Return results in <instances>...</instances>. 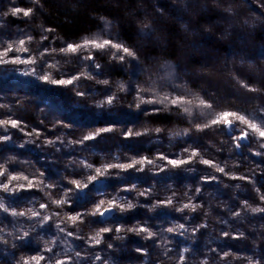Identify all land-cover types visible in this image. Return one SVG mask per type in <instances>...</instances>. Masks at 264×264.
Returning <instances> with one entry per match:
<instances>
[{"label":"trees","instance_id":"obj_1","mask_svg":"<svg viewBox=\"0 0 264 264\" xmlns=\"http://www.w3.org/2000/svg\"><path fill=\"white\" fill-rule=\"evenodd\" d=\"M13 7L33 8V13L29 17L22 13L13 17ZM5 12L9 15H3ZM105 21L110 25L105 36L133 48L138 59L128 58L120 63L110 59L108 53H94L95 62L101 65L97 69L92 61L55 53L46 55L48 64L60 61L59 72L46 69L55 78H60L61 72L69 76L91 74L78 81V89L53 86L23 75L38 65H0V105H5L0 108V119L11 117L23 122V131L0 127V136L10 138L0 140V164L12 174L40 178V173H44V184H59L43 191L37 187L15 193L0 191L6 207L41 213L39 217H31V213L13 217L0 210V264H18L21 257L38 252L56 259L70 256L68 264H181L179 256L184 249L188 251L184 252L182 264H249V258L253 264H264V212L251 211L253 207L264 208L260 200L264 194V148L260 144L264 141H257L255 136L234 141L240 131L229 132L222 125L204 131L195 128V123L206 122L215 111L225 108L264 116L259 112L264 106V0H0V40L32 36L30 54L38 61V54L45 48L50 52L51 48L58 50L66 43L91 37L104 29ZM43 36L48 39L42 40ZM161 62L172 66L173 85L158 76L164 65ZM104 80L109 84H103ZM240 81L261 91H248ZM120 84L125 90H120ZM138 87H154L157 93H165L166 88L172 93L175 88L176 93H187L189 97H210L215 111L195 120L175 108L149 115L145 110L161 106L144 104L137 108ZM76 91L86 95L78 96ZM113 94L117 99L112 105L97 107ZM149 95L145 93V99ZM105 127L114 131L84 144L68 143ZM145 128L149 129L145 135H124L128 129L142 132ZM155 128L162 131L156 133ZM185 129L187 135L183 134ZM33 130L40 133L39 137L27 135ZM49 140L54 143L48 144ZM185 148L195 149L200 155L177 168L157 158L163 154L168 159H186L190 153L184 152ZM141 157L152 159L154 164L144 165L143 171L112 169L114 175L98 178L79 196L73 195L70 204L62 209L50 204L47 193L60 198L63 188H74L70 180L86 182L88 172L95 174L94 169L86 171L81 161L95 168ZM201 157L223 167L227 175L200 163ZM213 176L216 179H205ZM0 180L6 182V176ZM17 183L27 182L14 181L13 186ZM132 185H136L135 189L122 190L131 189ZM145 190V196L138 195ZM113 196L127 198L137 206L123 213L116 209L113 217L104 218V223H88L98 221V216L85 217L76 226L62 223L64 213L91 211L101 199L107 207ZM168 198H172L171 205L152 207ZM41 203L49 207L41 209ZM184 204L198 207L176 210ZM237 212L239 215H234ZM45 215L52 219L42 223ZM57 224L75 235L59 232ZM136 224L156 235L146 239V233L113 230L104 234L100 245L85 243L101 227L130 228ZM179 224L184 228L176 227ZM168 228L176 231L169 233ZM224 232L229 236L225 237ZM53 239L55 243H51ZM46 246L53 251L44 252ZM137 248L144 252H137ZM77 251L81 253L79 258L75 256ZM225 251L230 255L221 260ZM96 255L101 259L96 260Z\"/></svg>","mask_w":264,"mask_h":264},{"label":"snow or ice","instance_id":"obj_2","mask_svg":"<svg viewBox=\"0 0 264 264\" xmlns=\"http://www.w3.org/2000/svg\"><path fill=\"white\" fill-rule=\"evenodd\" d=\"M33 3H39V0H32ZM22 13L23 16L29 17L33 13V8H19L13 7L10 9V14L15 17L18 14ZM3 15H9L8 12H5ZM103 19V18H102ZM110 27L108 22L105 21L104 29L100 32L94 34L91 37L85 36L82 37L79 42L73 43H66V46L60 47L58 50L56 48H51L50 52L48 48H45L44 52H40L38 55L40 57V61L37 60L35 55L30 54L31 49L29 45L33 41L32 36H26L25 38H21L18 40L12 41H2L0 40V65H7V64H25V65H38V67H33L31 71L24 72L23 75L25 76H33L39 81L47 84H51L53 86L58 87H69L72 86L75 89L79 88L78 81L81 78H90V73L80 72L77 75L69 76L67 73H60V78H55L51 71L46 69H56L59 72V64L60 61H56L55 63L48 64L47 61L44 60V57L48 54L55 53L57 55H63L65 57H76L78 59H82L85 61H92L95 68L99 69L101 65L96 63V56L94 53H108L110 55V59L116 60L120 63H124L128 58L133 60L138 59L137 52L129 47L126 46L125 43L119 42L117 38L111 36H105L106 30ZM147 27V26H146ZM45 31H53L52 29H46ZM47 36H43L42 40H47ZM10 53H15V55H10ZM28 53L27 56H22L21 54ZM83 53V55H81ZM68 61L65 60V63ZM91 67V65H89ZM166 68L171 69V65H166ZM42 73V74H41ZM169 77H174L175 73L172 71L168 72ZM103 84H109L108 80L102 81ZM241 87L246 88L248 91L257 92L259 93L261 90L257 88L250 87L243 81H240ZM121 91L125 90V86L123 84L119 85ZM137 100L138 103L136 104L137 108H140L141 105L148 104V105H160L161 107H154L150 111L145 110L147 114H155L160 111H171L172 109H179L180 113L186 115L193 120L198 118H203L207 115H210L212 111H215V102L211 101L210 97L195 95L189 97L187 93H176L175 88H173L172 93H157L154 87L144 88L138 87L137 88ZM145 93H150L149 98L145 99ZM76 95L84 96L86 93L82 91H76ZM117 99L116 95L113 94L111 96H107V98L98 103L97 107H103L104 104L112 105L114 101ZM5 107V105H0V108ZM259 112L264 113V106H261ZM23 122L18 119H12L9 117L8 119H0V127L10 126L11 128H17L23 131L22 128ZM223 126L225 129H228L229 132L233 130H239L240 135L233 137L234 141H243L247 140L250 136H255L257 141H264V116L257 115L256 112L244 113L241 110H232L225 108L223 110L215 111L214 116L211 119L207 120L206 122L202 123H195V128L197 131H204L205 129L212 128V127H219ZM64 127H68V125H64ZM5 130H7L5 128ZM114 131L111 127L105 128H98L94 132H89L82 136L79 140H69V144H84L85 141H91L96 139L97 137L101 136L103 133H108ZM154 131L156 133H160L162 131L161 128H155ZM149 132V129L145 128L142 132L141 131H134L133 129H128L126 133H124L125 137L128 136H141L145 135ZM36 135L39 137L40 133L36 130H33V133H27V135ZM184 135L188 134V129L184 130ZM174 135H181V133H174ZM10 139L7 135L0 136V140H8ZM57 139H60L57 137ZM48 144H53L54 141H47ZM236 147L239 148L240 144L237 143ZM260 147L264 148V143L260 144ZM184 152L190 153L186 159H168L163 154H160L157 158L160 160H166L168 165H171L173 168L180 167L184 164L191 163L197 156L200 154L195 149L185 148ZM259 154V153H257ZM114 159H119V157H115ZM200 163L204 165H208L210 167H214L215 171L220 173H225V169L220 167L218 164H214V162L210 159H203L200 158ZM84 169L93 170L94 173L88 172L86 176V182L84 180H70L69 183L74 185V188H63L62 193L63 195L60 198H52L51 193H47L46 195L49 196L50 204L56 205L58 208L62 209V206L65 204H70L72 200V196L76 195L79 196L83 193V190L88 188L89 184L97 181L98 178H109L114 175L111 170L112 169H120L122 171H126L128 169L136 168L137 171H143L144 165H152L154 161L149 159L148 157H141L139 159L132 158L129 163H104L100 167H95L91 163H86L85 161L80 162ZM139 165L140 167H136ZM227 175V173H225ZM115 175H118L116 173ZM6 176V182L4 180H0V191L6 193H15L20 192L21 190H30L33 187L40 188L43 191L44 188H57L59 184H44L43 176L44 173H40V178H29L23 174H12L9 172L4 165L0 164V177ZM231 178H238V179H248L247 177H231ZM205 179H216V177H206ZM14 181H26L27 183H17L13 186ZM43 185V187H41ZM136 185H132L131 189L125 188L122 189L123 191H131L135 189ZM197 192H200V188L196 189ZM258 191V190H257ZM148 190L143 192H139V196H145ZM175 195V193L173 194ZM260 200L264 202V194L260 195ZM122 201V202H121ZM173 203L172 198H168L164 201H158L156 205H152V207H157L159 205H171ZM245 205L247 201L244 202ZM105 200L101 199L99 202L93 204L91 211L85 212H77L75 215H69L68 213H64V217L62 218V223L67 221L70 222V226H76L77 224L83 223L85 217L92 216V217H99L98 221L90 220L88 223H104L105 217H113L115 214L116 209H119L120 213H123L127 210L133 209L137 205L133 204L131 200H128L124 197L113 196L111 199L107 201V207H104ZM49 204L41 203V209H47ZM197 205L193 204H184L182 208H177V211H183L186 208H192L195 210ZM0 210L4 213H9L13 217H21L25 216L26 213H31V217H39L41 215L40 212L35 211L33 209H26L24 211H17L15 208H9L5 206L4 198L0 197ZM253 213L255 212H264V208L262 207H253L251 208ZM59 215L58 213H53V216ZM234 215H239V213H234ZM52 219V216H43L42 223H47L49 220ZM176 227L183 229L184 225L179 224ZM56 228L61 233H66L67 236H74L75 234L72 231L66 230L65 227H61L59 224L56 225ZM115 231L117 233L121 231L127 232H134L137 235L141 233H146L145 238L149 239L156 235V233L150 231L147 227L136 224L130 228H124L123 225H116L115 228L110 227H101L94 232L93 235L87 237L85 243H88L89 246L100 245L102 240L104 239V234L109 233L111 231ZM3 231V228H0V232ZM167 231L169 233H173L176 231V228H168ZM223 235L225 237L229 236L228 232H224ZM242 235V234H241ZM28 236V232L24 233V237ZM22 239V237H18ZM79 239L80 237H76ZM238 238V237H233ZM51 243H55V239L51 241ZM109 248H112V245H108ZM44 252H52L53 249L51 247H45L43 249ZM137 252L143 253L144 249L137 248ZM188 249H184L183 252L180 253L179 261H185L184 252H187ZM212 251H216L213 249ZM230 255L229 252L225 251L220 255V259L224 260ZM75 256L79 258L81 253L77 251ZM72 257L66 256L64 259H56L54 257H46L45 255L40 254L39 252L36 255L24 258L21 257V260L18 261V264H41L42 261H46L47 264H68V261L71 260ZM96 260H100L101 257L99 255L95 256ZM107 264V261H105ZM202 264H207V261H202ZM249 264H253L251 258H249Z\"/></svg>","mask_w":264,"mask_h":264},{"label":"rangeland","instance_id":"obj_3","mask_svg":"<svg viewBox=\"0 0 264 264\" xmlns=\"http://www.w3.org/2000/svg\"><path fill=\"white\" fill-rule=\"evenodd\" d=\"M187 48H188V51H190V50H189L190 47H187ZM188 51H187V52H188ZM161 63H162V62H161ZM163 64H164V62L162 63V65H163ZM166 65H168V64L166 63V64H164V65L161 67L162 70H160V74H158V76H159V75H162V77L166 79V81L168 82L169 85H173V83H171V79L173 80L174 77H169L168 72H169V71L174 72V70H173V68H171V69L166 68ZM161 71H162V72H161ZM195 72H196L197 74H199L201 71H195ZM170 90H171L170 88H169V89L166 88L165 93H168ZM170 92H171V91H170Z\"/></svg>","mask_w":264,"mask_h":264}]
</instances>
